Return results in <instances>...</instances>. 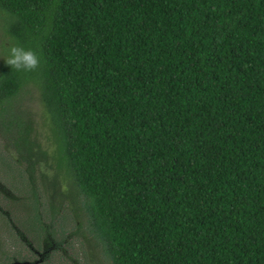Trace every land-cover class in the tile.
<instances>
[{"label":"trees","instance_id":"obj_1","mask_svg":"<svg viewBox=\"0 0 264 264\" xmlns=\"http://www.w3.org/2000/svg\"><path fill=\"white\" fill-rule=\"evenodd\" d=\"M0 29L3 60L40 61L0 62L1 121L40 90L53 161L111 264H264V0H0ZM21 135L32 178L47 153ZM15 195L0 183L18 247L0 264H42L66 237L35 189L19 225Z\"/></svg>","mask_w":264,"mask_h":264},{"label":"rangeland","instance_id":"obj_2","mask_svg":"<svg viewBox=\"0 0 264 264\" xmlns=\"http://www.w3.org/2000/svg\"><path fill=\"white\" fill-rule=\"evenodd\" d=\"M3 35L4 32L0 29V62L3 60L2 45L8 43ZM11 121L14 123L9 128ZM26 127L31 128L32 140L47 153L46 159L39 161V166L37 163L32 178L28 163L20 158L19 154V150L23 149L21 132ZM55 151L56 145L49 116L42 103L40 90L32 84L21 92L8 108L4 121L0 118V183L12 189L18 199L16 203L10 202L7 205L8 211L20 225V221L28 216L29 198L33 197L31 190L35 189L41 196L40 210L44 219L47 222H55L56 227L61 228L66 237L59 249L51 250L49 257L42 264H111L91 238L84 212L80 210L75 199V192L71 193L70 182L56 168L53 161ZM5 228L0 224V239L3 240L0 249L9 252L18 247L11 242ZM57 239L62 240L60 237ZM39 251L27 261L34 263L40 260L44 250Z\"/></svg>","mask_w":264,"mask_h":264},{"label":"clouds","instance_id":"obj_3","mask_svg":"<svg viewBox=\"0 0 264 264\" xmlns=\"http://www.w3.org/2000/svg\"><path fill=\"white\" fill-rule=\"evenodd\" d=\"M10 68L17 71L30 72L39 66V57L31 50L13 46L8 52L7 59L3 60Z\"/></svg>","mask_w":264,"mask_h":264},{"label":"water","instance_id":"obj_4","mask_svg":"<svg viewBox=\"0 0 264 264\" xmlns=\"http://www.w3.org/2000/svg\"><path fill=\"white\" fill-rule=\"evenodd\" d=\"M13 264H30V263H19V262H16V263H13Z\"/></svg>","mask_w":264,"mask_h":264}]
</instances>
